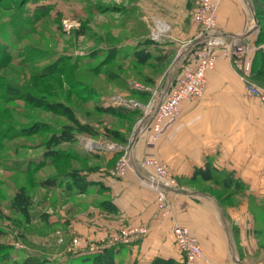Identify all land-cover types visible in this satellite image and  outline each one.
<instances>
[{"label":"rangeland","instance_id":"1","mask_svg":"<svg viewBox=\"0 0 264 264\" xmlns=\"http://www.w3.org/2000/svg\"><path fill=\"white\" fill-rule=\"evenodd\" d=\"M197 2L198 0H34V4H26L22 7L27 8L25 12L14 13L10 10V6L15 4L13 0L0 4V27L5 29H10L8 25L6 26L12 22L10 20L20 23L19 20L29 17L36 9V5L41 3L48 5L45 13H38L40 19L32 25L31 32L25 38L21 39L19 35H17V41L13 38L14 50H11V53L0 52V245L3 246L2 250L5 249L2 253L4 258H0V264H18L30 254L46 258L48 260L46 264H88L81 257L88 254L94 255L89 252L90 244L99 245V241L95 239H87L67 232L66 228L70 227L69 218L72 217L67 209L76 201L67 196V191L73 190L66 186L67 182L62 187L65 191L60 188L45 189L39 185L42 179L55 171L53 167H45L36 172L30 170L28 174L10 168L15 165L16 159L24 161L39 157L43 148H35V146L45 142L49 134H30L7 141L6 125H29L32 122L31 118H34L47 122L54 130H58L63 125L74 126L65 117L42 110H32L21 100L6 104L9 93L5 85L18 90L20 84H23L30 75L36 76L38 73H43L48 65L45 63H50L55 57L76 58V61L82 65L75 71L77 79L75 78L74 81H79L81 87L85 86L89 89L87 94L91 98L88 104L83 105L79 100L78 95H85L82 88H76L78 95L76 93L71 96V100H66L63 88L61 91L58 87L52 90L48 82L36 80L44 88L40 91L44 93L43 97L48 100H57L66 106L72 105V116L77 118L79 124H84L87 128V132L76 133L74 143L63 144L61 147L84 154L86 153L83 149L84 140L110 141L102 134L111 129L120 130L121 134L128 135L127 142L131 140L134 143L137 136H141L148 130L147 123L141 128L137 126V122L133 123L130 119L122 120L117 115L95 111L93 105L102 104V102L104 104L113 97L137 100L132 94L134 88L129 83L143 86L145 90L142 92L150 93V95L153 91L159 93L169 87L170 83L177 78L180 65L186 64L194 50L201 45L197 42L191 43L194 35L198 33L193 22L194 30L191 29V33L186 30L187 36H190L180 39L182 35L177 31L182 28L184 34V24L167 23L165 19L169 20L172 9L180 7L182 3L184 5L188 3L191 6L192 15ZM67 22L68 24H65ZM251 24L256 26L258 35L259 28L256 20ZM155 33L158 37L153 40L152 36ZM147 41L149 43H145ZM3 46H5L4 41L0 36V51ZM115 47L119 49L117 57L120 58L114 61L108 58L110 62L103 64L102 61L107 52H114ZM167 51L169 53H166L163 59ZM8 53L13 55L9 62L6 61ZM136 53L138 57L140 56L139 63L134 61L136 58L133 56ZM181 54L183 57L179 59ZM7 63L10 65L9 68L5 66ZM172 69H174L173 73H171ZM228 78L231 77L228 76ZM64 88L66 92L69 91L67 86ZM224 90L223 88L220 92ZM6 105L14 109L9 116L13 120L11 122L6 120L8 117ZM144 120L149 121L150 117L147 116ZM127 129L130 130L126 132ZM112 143L115 142L112 141ZM115 144L123 145L120 142ZM117 159L118 155L115 158V164ZM92 163L89 166L95 165ZM72 164L79 169L83 166L77 162ZM211 185L204 183L203 189L209 191L213 186ZM216 189L214 193L217 199H220L222 191L219 188ZM237 196L236 194L228 196V199L224 201L221 200V207L226 211L238 206L242 199ZM239 196L242 197V194ZM85 201L90 202L88 199ZM22 203H26L25 208L28 211L26 219L17 214V210H22ZM252 203L250 202L248 213H244L245 216L237 213V216L229 219L228 228L230 227V230L232 228L233 238L235 237L234 240L238 242L237 228L244 227L243 239H241L244 242L240 240L242 246L239 245L238 258L245 259L244 264H264V253L261 254L258 250L259 244H264V234L259 236L254 232L258 228L263 229L264 223L261 216L253 217ZM58 219L64 222H56ZM118 230L109 231L106 234V243H111V237ZM81 239H85L87 248L83 246L72 250L73 241H81ZM106 243L102 242L101 245ZM230 243L234 247L231 238ZM122 245L127 244L114 245L113 248ZM106 259V263L110 264L108 257Z\"/></svg>","mask_w":264,"mask_h":264},{"label":"crops","instance_id":"2","mask_svg":"<svg viewBox=\"0 0 264 264\" xmlns=\"http://www.w3.org/2000/svg\"><path fill=\"white\" fill-rule=\"evenodd\" d=\"M176 8L165 22L184 24V34L182 28L177 32L182 35L180 39H186L190 36L186 30L191 33L195 26L191 6L182 3ZM252 20L249 0H217L216 29L227 38L252 44L255 50V39L246 38L251 22L255 21ZM251 53L253 56L254 51ZM223 88L224 92H220ZM148 134L146 130L137 136L132 149L133 168L123 176L113 174V154H99L103 160L87 176V180L97 184L88 186L85 193L72 190L67 195L76 200L67 209L72 215L67 232L100 242L109 231L122 226L146 227V234L104 255L109 263L150 264L161 258L182 264V255L171 233V225L178 223L187 227L202 247L203 258L195 264H244L245 259L238 258L244 227L237 228L236 242L228 224L237 213L240 216L248 213L249 197L264 200V109L256 98L246 94L229 61L224 58L217 61L207 73L204 96L195 102H184L179 119L157 143L150 145ZM148 157L165 165L175 180V186L166 193L170 203L166 216L158 212L154 191L140 179L152 174L150 168L142 165ZM207 165L217 171L233 172L245 185L242 197L237 196L242 199L238 206L225 211L203 185L191 181L194 170ZM86 199L90 202L86 203ZM104 201L110 203L109 211L99 207Z\"/></svg>","mask_w":264,"mask_h":264},{"label":"trees","instance_id":"3","mask_svg":"<svg viewBox=\"0 0 264 264\" xmlns=\"http://www.w3.org/2000/svg\"><path fill=\"white\" fill-rule=\"evenodd\" d=\"M6 1H12V0H0V4L6 3ZM42 1V0H40ZM15 3L14 5L10 6V10L12 13L14 12H22L24 10H27V8H22L26 4H34V0H13ZM39 2V1H38ZM250 6L253 10V15L255 17V20L257 22L259 31L258 35L255 38V50L251 62V68L248 75V79L255 83L259 87H264V0H249ZM48 5L46 4H38L36 5V9H34L30 16L27 18H23L22 20H19L20 23L14 20H10L12 22H9L6 24L10 27V29H5L4 27H0V36H2V40L4 41V45L1 48L0 52H10L11 50H14L12 47L14 45V42L17 41V35H19V38L23 39L27 34L31 32L32 25L34 23H37V20L40 19L38 16V13H45L46 8ZM25 12V11H24ZM11 38V39H10ZM15 38V41L14 39ZM12 41V44H7L6 42ZM149 43V41L145 42ZM118 47H115L114 52H107V55L105 59L102 61L103 64H107L110 61H114L115 59H119L120 57H117ZM166 53H169L168 51L164 53L163 59L166 57ZM1 55V54H0ZM62 56V55H61ZM113 56V58H112ZM137 63H139V57L136 53L135 56ZM13 58V55L8 53V59L6 60L9 62V60ZM108 58H111L108 60ZM76 58L71 57H55L53 61L48 64L47 68H45L43 73H38L35 75H30L29 78H26L23 82V84H20V88L17 90L11 86L5 85L6 91L9 93V97L6 98V104H11L15 100H21L24 101L25 104H27L29 107L32 108V110H42L44 112H50L55 115H59L62 117L67 118V120L71 121V125L74 127L63 125L58 130L51 129L47 122L42 121L40 119H34L31 118L32 122L29 125H19L16 124L13 125H6V140L11 141L13 138L16 137H23L28 136L30 134L36 135L39 133H47L49 136L47 137L45 142L40 143L39 145H36L35 148H43L40 156L35 159H26L24 161L22 160H15L14 166L10 167L14 171L21 172L23 174H28L30 170H33L34 172L38 171L39 169L45 168V167H53L55 171L51 173L50 175H47L42 181L39 183L40 186H42L45 189H63V184L67 182L68 188H72L76 191V193H85L87 192L88 186L96 185L97 183L92 182L90 180H87V176L89 172H93L97 168V164L100 162V160H103V157L99 154H91V153H76V151H73L71 149H65L62 148L61 145L63 144H72L76 141L77 132L79 131H86L87 128L84 126V124H79L77 118L72 116L71 110H73V106L69 105H63L61 102L54 100V99H46L42 95L44 93H41V90H44V88L38 83L40 81H46L48 82L52 90L56 89L57 87L60 88L61 91L62 88L64 89V93L66 95V100H71L72 95H76L77 89L76 88H82L83 93L85 95H77L79 96V100L81 104L86 105L89 102V99L91 98L87 91L89 89L84 87H81L79 81L75 80V71L82 65L78 61H76ZM108 60V61H107ZM113 63V62H112ZM28 65V64H27ZM7 68H9L8 63L5 65ZM29 66V65H28ZM33 69V68H32ZM31 73V71H30ZM68 74V76H67ZM73 74V75H72ZM77 79V78H76ZM4 86V83H3ZM65 86L68 87L69 91L66 92ZM67 89V90H68ZM1 92V89H0ZM75 92V93H73ZM132 94H134L135 98L141 102L146 103L149 99L150 93L142 92V91H133ZM85 96V97H83ZM4 99V97L2 98ZM135 100V99H134ZM9 105H6V115L7 121H13L12 118L9 117L10 113H13L14 109L8 108ZM93 109L95 111H104L110 114L117 115L119 119L126 120L130 119L133 123L136 122L138 117L140 116L139 109H128L121 106H111L107 105L104 106L103 102L102 104H95L93 105ZM34 119V120H33ZM131 122V123H132ZM86 128V129H85ZM130 130V129H129ZM128 129L126 130L129 131ZM105 137L109 138L110 141H114L115 143H123V145L127 142L128 135L121 134L120 130L117 129H111L106 130L103 132ZM3 138V137H1ZM48 143V144H47ZM40 146V147H39ZM118 154H115L113 159L116 158ZM91 162L92 164H95L94 166H89L87 162ZM99 161V162H98ZM80 163L83 166L79 169L74 167L72 163ZM90 163V164H91ZM9 168V169H10ZM82 172H85L82 174ZM191 181L193 183L203 185L204 183H210L212 184L211 190H209V193H212L215 197L216 202L221 207L220 203L221 200L228 199V196L231 197L233 195H241L244 194L245 191V185L234 176L233 172H228L225 170H219L212 168L211 166L207 165L203 169H195L193 172V175L191 177ZM37 183V182H36ZM37 185V184H36ZM219 188L221 190V198L217 199L216 194L214 193V189ZM64 190V189H63ZM218 190V189H216ZM65 191V190H64ZM69 193V191H67ZM24 199V198H23ZM250 202L252 203V212L253 217L257 218V216H261L262 221L264 223V200H259L254 197H249ZM261 201V202H260ZM260 202V203H259ZM109 202L104 201L103 203H99V207H101L102 210L109 211L108 206ZM26 203H22V210H17V214L24 216V219L28 217V211L27 208H25ZM263 229L258 228V230H254L255 234L261 236L264 234V224L262 226ZM113 248V247H112ZM112 248L105 249L101 252L94 253V255H87L84 257H81V259L85 261H91L93 264H107L106 257L104 255H107L110 251H112ZM3 246L0 245V258H4L2 256ZM7 249V247H6ZM258 250L261 254L264 253V244H259ZM106 253V254H105ZM93 254V253H92ZM260 257V256H258ZM77 258V257H76ZM48 260L46 258H41L36 255H27L25 258H23L18 264H46ZM150 264H176V262L172 260H164L161 258L154 259ZM260 264V263H257Z\"/></svg>","mask_w":264,"mask_h":264},{"label":"built area","instance_id":"4","mask_svg":"<svg viewBox=\"0 0 264 264\" xmlns=\"http://www.w3.org/2000/svg\"><path fill=\"white\" fill-rule=\"evenodd\" d=\"M216 13L217 0H198L191 15L192 22L196 25L198 33L191 43L197 42L201 46L194 50L186 64L180 65L178 62V65H180L179 74L170 83L169 87L159 93L153 91L148 101L143 105L137 100L125 99L124 97H113L104 103L105 106L139 109L142 115L138 118L136 124L142 128L147 123L149 130L148 143L150 145L157 143L166 130L179 119L181 106L184 102H195L204 96L207 73L215 68L217 61L221 58L229 61L243 83L245 92L249 96L256 98L264 109V87H259L248 79L253 57L251 52L254 51V46L239 38H227V35L219 32L216 29ZM65 24H68V22ZM256 36L257 28L251 25L250 33L246 38L255 39ZM157 37L158 34L155 33L152 39L154 40ZM182 55L179 59L183 57ZM173 72L174 69H172L171 73ZM129 85L136 91L145 90L143 86L136 83L133 85L129 83ZM147 116L150 117L149 121L144 120ZM83 142V149L86 153L118 154V159L113 168L115 176H123L133 168V142L131 140L122 146L105 140L94 141L86 139ZM142 165L150 168L152 174L140 176V179L154 191L158 212L162 216H166L170 210V203L166 193L175 186L174 177L165 165L154 158H145ZM146 232L144 227L123 226L111 237V243H106V240L100 241L99 245L92 243L89 246V252L98 253L106 248H112L114 245L129 244L146 234ZM171 233L174 244L182 255V264H195L203 258L201 245L187 227L173 223L171 225ZM102 242L106 244L101 245ZM83 246L86 248L88 246L85 239H81V241L74 240L71 249L76 250Z\"/></svg>","mask_w":264,"mask_h":264}]
</instances>
